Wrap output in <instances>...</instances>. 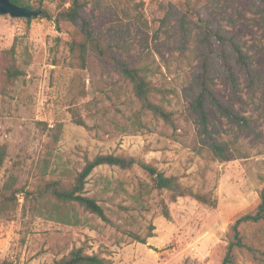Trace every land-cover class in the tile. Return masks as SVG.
Here are the masks:
<instances>
[{
  "label": "rangeland",
  "instance_id": "374dc122",
  "mask_svg": "<svg viewBox=\"0 0 264 264\" xmlns=\"http://www.w3.org/2000/svg\"><path fill=\"white\" fill-rule=\"evenodd\" d=\"M64 0H29L34 9L56 14ZM69 1V0H67ZM97 25L116 36L127 25L124 54L131 64L147 69L156 91L151 99L173 113L181 128L172 140V128L143 111L133 87L110 65L89 59L78 68L67 47L68 27L38 16L14 19L0 15V52L16 44L17 59L26 75L10 97L0 94V144L8 157L0 184L14 174L19 185L33 191L45 180L74 182L88 160L97 155H123L152 164L166 176H175L189 190L208 195L212 206L191 196L174 201L167 191L151 188L145 171L135 164L123 170L98 166L88 177L85 194L97 199L108 220L77 205L59 209L62 220L34 214L31 201L8 221L0 218V264H51L72 249L86 247L112 264H220L230 226L255 210L264 190V14L250 0H83ZM235 32L251 56L256 75L254 89L241 78L234 95L215 70L217 88L248 118L240 131L225 120L216 124L218 139L236 144L244 158L218 162L198 142L196 122L189 115L195 92L193 75L200 58L198 43L204 20ZM187 42L182 49L181 23ZM73 111L87 128L73 123ZM139 114L149 130L132 132ZM63 124V133L50 152L48 130ZM152 131V132H150ZM170 214H162V204ZM136 242L130 233L145 236ZM264 248V226H247ZM242 264H252L243 262Z\"/></svg>",
  "mask_w": 264,
  "mask_h": 264
},
{
  "label": "trees",
  "instance_id": "16d2710c",
  "mask_svg": "<svg viewBox=\"0 0 264 264\" xmlns=\"http://www.w3.org/2000/svg\"><path fill=\"white\" fill-rule=\"evenodd\" d=\"M18 6H29V0H10ZM259 5L264 14V0H250ZM43 18L54 21L60 29L68 27L67 47L70 58L78 68L85 69L89 59L99 63L110 65L124 80L133 87V92L143 111H148L154 118L162 120L172 128V140L180 142L177 137L181 129L174 120L173 113L163 106L156 104L151 99V94L156 91L154 85L147 77V69L137 67L130 63L124 54V45L127 43V25L121 27L126 36H121L122 45L118 43L116 36L105 32L102 25H97L93 16L89 13L88 6L83 0H64L56 14L50 13L40 3ZM34 18L28 19V21ZM205 26L197 27L201 30L198 43L200 45V58L193 75L195 92L189 104V115L196 122L198 130V142L190 147L194 152L200 153L204 147L218 162H229L244 158L235 155L236 144L232 141L222 142L218 139L219 130L216 124L226 121L234 128L244 131L250 127L248 118L236 110L233 103L225 98L217 88L213 71L223 75L225 84L229 85L232 93L239 92L241 78L244 77L249 88L254 89L256 75L252 67L251 56L245 51L235 32L228 31L210 19L204 20ZM185 22L181 23L182 49L187 42L185 34ZM26 75L25 67L17 59V48L14 44L11 48L0 52V94L10 97L17 83ZM73 123L87 128L85 120L77 112L73 111ZM134 131L149 130L150 125L139 114L134 116ZM152 132V131H150ZM63 133V124L57 123L53 129L48 130L50 141L48 149L52 152L60 141ZM6 145L0 144V174L8 157ZM138 164L151 180V188L159 192L167 191L174 201L178 198L191 196L199 203H207L212 206L216 201L208 195L195 193L187 189L175 176H166L152 164L142 160L127 158L123 155H97L88 160L74 182L65 180H45L35 190L28 191L19 185L18 176L11 174L0 184V218L12 220L16 214L20 199H24V205L31 201V210L34 214L54 220H62L59 209L77 205L85 212L93 214L104 220H108L104 208L97 199L85 194L88 177L98 166L107 165L123 170L132 168ZM162 214L170 220L169 210L166 204H162ZM247 226H264V190L260 193V202L252 212L238 218L229 228L227 241L222 249L220 264H264V248L257 234L249 237L245 231ZM154 227L151 226L145 236L130 233L138 243L147 244V239L154 237ZM29 264V263H25ZM47 264V263H44ZM51 264H112L110 259L101 254L87 252L86 247H78L62 258Z\"/></svg>",
  "mask_w": 264,
  "mask_h": 264
},
{
  "label": "water",
  "instance_id": "95a60500",
  "mask_svg": "<svg viewBox=\"0 0 264 264\" xmlns=\"http://www.w3.org/2000/svg\"><path fill=\"white\" fill-rule=\"evenodd\" d=\"M42 10H33L28 5L18 6L10 0H0V15L14 19H31L42 15Z\"/></svg>",
  "mask_w": 264,
  "mask_h": 264
}]
</instances>
